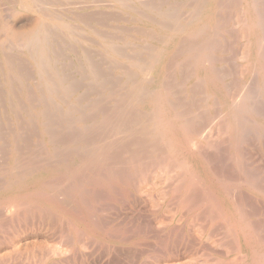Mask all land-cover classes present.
Segmentation results:
<instances>
[{"label": "bare ground", "instance_id": "1", "mask_svg": "<svg viewBox=\"0 0 264 264\" xmlns=\"http://www.w3.org/2000/svg\"><path fill=\"white\" fill-rule=\"evenodd\" d=\"M101 1L102 0H100L98 3H94V4L91 3L92 1L90 2L91 4L89 3L90 6L93 5L95 7V5H96V7H95L96 10H93V11L87 10L88 12H86V13L84 12V13H78V14H76V12H78V11H76L73 14V12L68 11V9L65 10L66 7L62 8L63 3L60 5L59 0H20V6L22 4V6H27L30 9L34 10L33 12H35L38 17H37V20H36L34 26L28 32H26L24 34H20V35H17V34L14 35L11 33L9 35L8 39L9 40L13 39L15 41L20 42L19 43L20 48L18 47V49L23 50V52L30 57L31 62L34 64V67H35L36 72H37L38 77H39L38 80L40 82L37 84V86L36 85L34 87L31 86L30 88L27 87L26 84H24V82H26L25 79L28 76V75H26L27 73H25V69H24V68H26V66L22 63H17V61H15V58L18 55H16V57L13 58L15 55H13V57H12V56H10L11 53H9L10 50L12 49L11 47H14L13 49H15V47H17L18 44H17V46H15L13 44L14 45L13 46L11 44L12 42L10 43L11 47L8 46L9 52L7 51L8 49L6 48L7 49L6 51L9 54L7 52H5L4 49L1 50L3 52L1 68L4 66V70L6 71L5 76L3 75L4 78L2 81H3L4 86L6 88L5 89L6 93H7L6 96L8 98V102H9V106H8L9 109L8 110L12 113V116L14 119V129L13 130L10 129L11 132L9 133L7 131V129H5V127L1 124L2 122H0V146L1 145H2V147L4 146L2 144L4 142L3 137L6 134L8 135V133H9L10 136H12V138L14 139V143L15 144H19V143L23 144V146L27 148V151H31V148H30V150H28V148L31 146V143H33L31 141L32 140L31 136H34L36 138L41 137V139L44 140V144L48 145L49 151H47L45 149L46 154H44V155L47 158L46 162H45L44 159L41 158L42 157L41 154L45 153V152H42L43 151L42 147H40L43 144L40 145V142H38L39 146L37 145L38 148L37 147L36 148H37V150L38 149L41 150V154H40V151L38 150L39 152H37V150L35 148L34 150H36V152L39 154L37 155L36 152L33 150L32 152L29 153V158L27 156H25L26 158H28V160H26V159H22L21 155L19 154L21 151L17 152L20 150L21 145L19 144V145H16V146H19L18 149H17V147L14 146L15 147L14 154H13V156H11V157H13V161L9 163L10 166L8 165L9 167L5 168L4 167L5 164L3 166L0 165V209H3L2 211H4L7 208V210H8V211L7 210L5 211L8 213L7 216L5 215L6 217H2V216L0 217V264H8L7 263L8 260H13L14 258L17 259L18 257H21L23 255H27V258L30 261L29 264H56V263H58V261H60V259L63 256H65L66 254L68 255V252L62 251L61 249H63V248H61L59 246L60 243L58 244V242H57L58 245L57 244H45L44 242H41L43 240L37 239V238H39V237H37V234L39 231H37V229L34 230L35 225L33 224V222L37 223V221H39V220H37L38 219L37 217L40 216L41 218L44 217V219H47V216H49L51 218L50 220H52V223H54L55 228L58 230V231H55V233L60 232L59 237L62 236L63 241L61 239H59L62 241V242L60 241L62 243L61 245L67 243L70 240V238H72L74 241H76V239H79V235H81L83 233V232H81L82 226L88 227V224H87L88 221L86 220V216L84 217V215L87 214L90 205H89V202L87 200H85L88 202L87 203L88 207L86 206L85 201L83 199V197H85L84 194L90 193L91 189L93 191V188L97 190V189L102 188V187H105L108 190V192H110V193L116 192V195L118 192H119V194L121 192L122 194H124V197H125V195L131 196L132 195L131 193H137V192L142 193L144 191V187H145L147 181L149 180V178L151 176V175L149 176L150 173L148 174V170L151 167L155 170V167L157 168V165L159 168L162 167L163 172H164V168H167V166H168L169 170H171L173 165L171 167H169L171 165L170 162H179L182 165V168L184 169V171H186L185 169H186L187 162H191V164H192V162H194V166H196V167L193 166L194 168L189 169L186 181H185V178L182 180H181V177H180V179L177 178L178 176H182L181 175L182 170L175 168V170L178 169L181 171L180 175L175 176L178 179V180L177 179L176 180L179 182H180V180H181V182L183 180L184 181L181 183L182 184L181 187H179L180 190L177 189V190H179V192L181 191L180 192L181 196H182L181 201H178V199H177L178 203L176 201H172L173 203L171 202V206H174L172 204H175V203L179 204L181 202L180 207H182L183 209L182 208L181 209L185 211L187 209H190L189 206L187 209H184L186 206L185 202L187 203V201H188L189 204L187 203V205H190V202H192L191 201L192 198L195 197L194 199L196 200V203H197V204H195V206L197 207V209L209 207V208H211L210 210L212 212H207V213L208 214L212 213L209 215V216H211V215H213V213L219 214V212L221 213L223 211V210L222 211H216V213H215L212 210L213 207H215L218 204H221L222 201L221 202L219 201V203L217 201V198L220 197L223 200V202L224 201L227 202V204H228L227 207H229L227 209L231 210L230 222H231V225H233V230L237 233V236L239 235L241 238V242L243 244H241L240 246H242V247L244 246V247H246V249L251 251V255L253 257L251 260H252V262H255L254 264H264V252H262V242L264 241L263 240L264 238L262 239L263 240L262 241L261 238L256 237V235H255L256 233L254 234L255 235L254 236L251 234V232L248 231V229L246 228L248 224L246 225L243 221L245 215L244 216L242 215L243 217H241L239 215L240 213L238 212L239 209H240L239 211L241 212L242 207L237 208V206H235L236 202H235V205H233L232 201H230L232 204L228 203V199H229L228 197H230L229 194H231L233 192V190L234 191L235 190H237V191L238 190H240V191L245 190V191L249 192L250 194L255 195L256 197L264 200V174H263V172L260 171L259 169H258L259 171L255 170L257 167H255V169H250L251 167L250 168L244 167L246 164L244 162L245 165L243 166V164H242L243 160L241 161V154H240V152L243 153L245 151V147H244V150H242V151H241V147L245 143L247 144L248 141H249V143H251L249 138L251 137L250 135L252 133V130L255 128V126L252 125L255 122L253 120L257 121L259 119L264 118V109L262 107V106H264V104L262 103L264 101H262V99L260 100V98H258L260 100L259 101L260 103L259 102L257 103L255 101L254 95L257 96L258 91L256 94V93H254V91H256V90H254V91L252 90L253 91V92L251 91L253 93L252 94L249 90L250 86H248L250 83L246 86L243 85V87L245 86L244 91L246 88H248L249 91L246 90L248 93H243V88L242 89H236V88H239V86H237V87L235 86V81L237 80L236 78L238 76L235 77L236 80H233L234 79L233 75L235 74L233 72V70L236 72H238V71L234 69L235 68L234 62H233L234 68L231 67L232 63L231 64L227 63L228 62V60H227V62H226L227 65H224L226 67L223 66V68L221 69V61L225 63V61L222 59L220 60V57H219V53L221 52V50L225 49V51H226V49H227V51H228V49H229V48H227L228 46L231 49H233L234 43L237 42V44H239L238 40L236 42H234L235 41L234 38H233L234 39L233 44L230 43L231 45H229L228 44L229 42L226 40V38H227L226 35L229 37L235 33V32L231 33V31H229L230 30L229 28H230L231 22L233 23V26H234L235 23L233 22V20L236 17H234V19L231 21V19L233 17L230 18L229 10H226L229 12V14H228V12L225 14L223 13L224 14L223 18L221 17L222 20L218 19V16H220L219 14H222V12L219 13L218 16H216L217 15L216 13H218L217 11L219 9V6L224 7V8H230V7H226V3H228V2H225V6H223L224 4H222V3H221L222 5H219V2H221L222 0L221 1L220 0H208V7L206 8V12L204 13L202 19L197 17L196 15H194V17L191 16V18L186 19L184 22H179L181 15H178V13L180 14V12H181L180 10L177 13L178 10L176 11L175 8L173 11H169L171 9L167 8L169 10H167V11L165 10L166 12H163V10L160 9L162 7V5L160 3L156 4L155 1L151 2L152 0L151 1L147 0L148 2H145V0H144L143 1V2H145L144 4H143V2H140V4H143V8H144L146 14L148 13V16L144 13L146 15V17H144V15H143L144 19L142 20V22L145 23V25L150 27L148 29L149 30L148 34L146 33L147 31L146 32L144 31L145 29L143 31L147 34L148 39L153 41L156 44V48H157L156 50H158V49L159 50L153 51V49L147 48V47H150L147 45L146 49H144L145 52L136 53L137 51H133V50H136L135 47H134V49H132V48L129 49L128 48L129 46H128L126 48L129 51L130 50L133 51L135 54L131 52L132 55H129V56H131V58H127L126 56H128V55L126 53V48H125V44H124L125 40L121 41L122 38H120L119 35H115V34L112 35L113 37L112 36L110 37V36H108L109 31L107 32V31L103 30L106 27H108V29L111 28L112 25H109L110 27L108 26L110 21H114V24H116L115 21L119 22L120 20H124L126 18V16L124 19H120V15H118V14H120L121 12H119L116 15L115 14L110 15L108 13H104L103 11H105V10L101 11L100 9H97V8L105 7L106 3L104 4V1H103V4H101ZM194 1H195L194 5H196V7L194 5H193V7L195 9L197 8L196 12H198V8L200 7L199 4H201L199 2H201L203 0H198L199 1L198 3L196 2L197 0H194ZM205 1H207V0H205ZM262 1L264 2V0H262ZM9 2H10V0H9ZM14 2H12V3L14 4ZM16 2H18V1H16ZM66 2H68V1H66ZM74 2L75 1H73V4L68 2V4L70 3V5H74ZM76 2H75V4H76ZM80 2H82V1H79V3ZM84 2H83L84 5L81 3L82 6L83 7L85 5L88 6V3L85 4ZM95 2H97V0H95ZM106 2L108 4V1H106ZM113 2L115 3V6L118 10H127L128 9V10L133 11L135 13V15L139 14L138 16H142V13L140 15V11H142L141 9L138 12V11H136L137 9L135 8V6H134V8L130 7V4H128L130 2V0H113ZM137 2H139V1H137ZM159 2H160V0H159ZM230 2L231 1H229V3ZM263 2H261L260 0H235V1H233V3H230V4L228 3V5L232 6L231 8L233 9L234 7L237 6L238 3H239V5L241 3H243V5L245 7V13H242V11L244 9L241 8V14H240V15H242V14L245 15V18H246L244 20L245 24L242 25L241 30H239V34L241 35V37L247 38V36H248V39H247L248 42H247V44H245V48L243 47L245 49L247 55L245 54V52H243L244 53L243 56H245V57H247V59H249L247 61L249 67H254V68H257L261 71V73H262L261 85L264 86V3ZM79 3H78V7L80 6ZM109 3H111V2H109ZM165 3L167 4V0H165ZM187 3H186V7L188 5ZM189 3L191 5V2H189ZM192 3H193V1H192ZM203 4H205V3H203ZM111 5H113V4H111ZM160 5H161V7H160ZM169 5H171V6L173 5V7H175L174 5H178V4H176V2H175V4H169ZM169 5L167 4L168 7H169ZM197 5L199 7H197ZM11 6H13V5L11 4ZM22 6H21V10L23 8ZM109 6L107 5V7H109ZM178 6H184V5L182 3L181 5H178ZM260 6L262 7V9L260 8ZM78 7H77V9H78ZM88 7H85V8H88ZM92 7H90V8H92ZM69 8H70V6H69ZM112 9H113V7H112ZM195 9H194V11H195ZM71 10H73V9H71ZM184 10H185V8H184ZM199 10H200V8H199ZM3 11H4V9L2 10V13H3ZM194 11H192V13ZM187 12H189V11H187ZM13 13H15V12H13ZM31 13H32V11H31ZM112 13H113V11H112ZM189 13H191V12H189ZM189 13L187 14L188 17H190ZM232 13H234V12H232ZM235 13H234V15H235ZM181 17L184 18L183 15ZM239 17L243 18V16H239ZM241 18H239L240 23L243 22V19H241ZM3 19H6V18L3 17ZM126 19H128V18H126ZM237 19H235V20L237 21ZM132 20H134V19H132ZM165 20L170 21L172 26L170 27V26L165 25L163 22ZM240 20H242V21H240ZM125 21L127 22V20H125ZM127 23H129V22H127ZM76 24L78 25V27L81 28V30L83 32H85L91 36H95V37L100 39V44L99 43L98 44L100 45L102 50L105 51L112 58V60H110L111 62L109 61L108 58H104L103 54H102L103 58L106 59L107 63L108 62L109 63L107 64L106 61L104 62L103 61L104 59L101 61L102 57L100 59V56H98V55L99 54L101 55L102 52L98 53L95 50H91V51H95L98 53L97 56L99 57L101 62L99 61V63H96L95 62L96 59L94 61V58H92V56L90 55L91 51H89L90 49L88 48L89 38H87L85 36L83 37L82 32H80L78 30L80 28L75 27ZM237 26H238V24H237ZM237 26L235 24V28H237ZM113 28H111V29H113ZM115 28H116V25H115ZM123 28H122V30H123ZM125 28H124L125 32H128L129 30L127 31V29H125ZM127 28H129V27H127ZM140 28H142V27H140ZM117 29H118V27H117ZM119 29H121V27ZM141 31H142V29H141ZM141 31H139V32H141ZM105 32L107 35L105 34ZM115 32L116 31H114L113 33H115ZM139 32H138V34H139ZM60 33L64 34V36L66 37L67 43L65 41V38H63V39H61L62 37L60 38ZM113 33H111V34H113ZM135 35H137V34L135 33ZM183 35H185V36L182 37V39H181L180 37ZM234 35L236 36L237 33H235ZM129 36H130L129 38L132 39L131 38L132 35H129ZM57 38H60L61 40L65 41V42H62V45H61L60 44L61 42L59 43L57 41ZM142 38L143 37H141V39ZM19 39H21V41ZM125 39H126V37H125ZM134 39L137 40V38H134ZM229 39H231V37ZM127 41L129 42V40H127ZM138 41H140V39ZM142 41H143V39H142ZM4 42H6V41H4ZM68 42L72 44V45L70 44L71 46L69 47L70 51L77 57V59H76V57H75V59L79 60V64H78L79 69L81 70L82 73L84 72L82 74V76L80 75V77H79L80 79H76L75 76H74L75 78H73L74 74L71 76V74H70L71 70H68L69 68H71V66L69 67V64L71 62H68L69 68L67 66L62 67V65H61V59H66V58H62V57L60 58V52H61L60 48H61V46H64V44L68 46V44H69ZM95 42H97V41H95ZM8 43H9V41H8ZM8 43H7V45H8ZM94 43H92V44H94ZM7 45L6 46L4 45V46L7 47ZM169 45H172L173 47H176L177 50L181 51V53L179 51L180 54H178V52H177V54L175 51L174 52L177 56L179 55L178 57L181 58L182 62H184L183 66H184L185 71H184V69H182V68L181 69L186 74L185 79L183 78L185 83H183V84H182V82H180V83L182 85H185V91L181 89L182 91L185 92V99H181L180 96L178 94L177 95H178L179 99L185 101V103L183 104L186 106L185 108H182L183 105L178 106L180 104L179 102H178L179 103L178 105H176L173 102L174 101L173 95H175L176 93L172 95V93H174L170 90L172 88H168L170 86L176 87L178 82L175 81L176 83L174 85H176V86H174V85L169 86L168 85V87H167V83H168L167 82L166 86L164 85V87H162L163 86L162 80H163V77L165 75H163V71H161V70H155L156 74H153V75H155L154 80H153V78L151 79V75H152L151 69H153L154 66H150V65H153L156 62V59H157L156 55L158 52H159V54H165V56H166L165 50H166L167 46H169ZM2 46H3V44H2ZM241 46H244V44L240 45V47ZM5 47H3V48H5ZM130 47H132V46L130 45ZM178 47L182 48V49H178ZM151 48H152V46H151ZM173 49H175V48H173ZM240 49L242 50V48H240ZM240 49H239V51H237L236 47H235L236 53L234 52L235 50L233 49L234 55L237 54L238 52H240ZM64 51H63V53H64ZM225 51L223 50L224 53H225ZM95 52H93V53L95 54ZM174 52H172L173 55H174ZM230 52H231V50H230ZM233 52H232V54H233ZM93 53H92V55H93ZM144 53L146 54L145 56H147L146 62H144V59H143ZM171 55H169L168 57H170ZM239 55L242 57V53H239ZM63 56H64V54H63ZM67 56H68V54L64 57H67ZM93 56H95V55H93ZM231 56L233 57V55H231ZM229 57H227V58H229ZM232 57H231V59L229 58L231 61L235 59V58L233 59ZM241 57H239L238 60H240ZM17 58H16V60H17ZM174 58L175 57L172 56L171 59H174ZM19 59H22V57H20ZM23 60H24V58H23ZM121 60H125V62H122ZM158 60H160V59H158ZM241 60H243V59H241ZM102 62H104V63H102ZM174 62H177V61L175 60ZM171 63L172 62H170V63L168 62L167 66H169V68H170V66L171 67L173 66V65H170ZM179 64H181V63L179 62V63H177V65H175L177 67V69L175 68L176 70H178L181 67V66H179ZM60 65H61V67H59ZM71 65H72V63H71ZM245 65H243V66L246 67ZM244 67L239 66V68H241L239 70L240 74L242 73L241 71H243L242 69H246ZM169 68L168 67H167V69L165 68L166 73L169 72L168 71ZM75 69H76V67H75ZM170 69L172 71V68H170ZM236 69H237V67H236ZM117 70H121L122 74H124V76H121V79H123L122 82H121L120 78L119 79L117 78V75L115 76V72ZM173 70H174V68H173ZM249 70H250V68H249ZM27 71H29V70L27 69ZM31 73L33 74V72H31ZM243 73L241 74V76L243 75ZM256 73H258V72H256ZM256 73H255V76H256ZM168 74H170V73H168ZM180 74H181V72H180ZM249 74H250V72H249ZM170 75H169V77L171 78ZM175 76L177 77V75H175ZM175 76L172 75V78L176 79ZM181 76L179 77L180 79H181ZM247 76H246V78L248 80ZM255 76H253V77H255ZM30 77L33 78L34 75L30 76ZM30 77L28 76L27 80H29ZM166 77H168L167 74H166ZM23 78H25V79L23 80ZM174 79H170V80H174ZM183 79H181L180 81H182ZM240 79H242V78L240 77ZM253 79L254 78H252L250 80L251 83L253 82ZM166 80H168V78H166ZM166 80H163V81L166 82ZM231 80H233L234 83H232ZM255 80H256L255 82H257V79H255ZM28 82H31V80H29ZM36 82H37V80L35 81V84H36ZM171 82H173V81H170L169 83L172 84ZM237 82H239V81H237ZM32 83H34V82H32ZM239 84H241V83H239ZM24 85H26V86H24ZM29 85H30V83H29ZM252 86H254V85H252ZM153 87L155 89L159 90V93H157L158 96L152 95V93L155 91ZM260 87L261 86H259V88L257 90H259V93H264V87L263 88H260ZM107 89H110L113 91V94H112V92L109 93L110 97L108 96V94L106 95L110 99L108 97H105V95H104V93L106 92ZM173 89L175 91V88H173ZM251 89H253V88H251ZM254 89H256V88H254ZM152 90H154V91H152ZM181 90H179V91L181 92ZM176 91H177V89H176ZM179 91L177 93L181 94ZM4 94H5V92L3 91V89H1V86H0V97L3 96ZM260 96H261V94L259 95V97ZM24 97L27 98V101L31 104V106H28V107L24 106V105H26V103H24V102L22 103V101H21L22 99H24ZM183 97H184V95H183ZM0 100L4 101L2 99H0ZM33 102H37L36 104H38V105L35 104L36 106H39L37 109H35L36 108L35 105H34L35 108L32 107L34 104ZM180 102L182 104V101H180ZM111 103L113 105L110 106ZM261 103L263 105H261ZM257 104H258V106H257ZM0 106L2 107V109L5 107V105H3V106L0 105ZM5 110H7V109L5 108ZM200 114H202V115H200ZM203 116L205 118H203ZM93 119H94V121L98 122L99 126L96 124L97 126L95 125L96 127H93V126H91L92 123H91V125L90 124L86 125V123L88 121H90V120L92 121ZM200 119H202V120L198 121ZM6 120H7V118H6ZM8 120H9V118H8ZM10 120H11V118H10ZM205 122H207V123H205ZM197 123H199L200 125H196ZM3 124H4V122H3ZM203 124L206 125L205 126L206 128L208 126V130L207 129H206V131L202 130L203 128L201 130H199ZM10 125L11 124H9V126ZM79 126H81V128H79ZM195 126H198V128L196 127V131H194ZM261 126L264 127V121L261 123ZM9 128H11V127H9ZM213 131L215 133L217 132L218 135L220 134L221 137H223V138H221L220 135L216 136L217 135L216 134L215 135L216 137H213V140H211V136H212L211 134ZM214 134H213V136H214ZM88 136L91 137L92 139L88 140L89 139ZM208 136H210L209 138L211 140L210 141L211 143H209V138L208 139L206 138ZM87 137H88V139H87ZM217 137H219V141H218V139H216ZM5 139H6V137H5ZM85 139H87V140H85ZM214 139L217 140V142L215 144H213L215 142ZM39 141H41V140L39 139ZM253 141L255 143L257 142L256 139ZM262 142H263V140H262ZM258 143H256V145ZM5 144H6L5 147L6 146L8 147V145H10L8 143H5ZM190 145L193 146V149H194V146L195 147L197 146L196 147L197 149L195 148V151L197 150L198 152L194 151V153H193V151H190V149L187 150ZM206 145H212L213 147H215L218 150V151L215 150V153L217 151L218 154L222 155L223 159L220 158L221 156L220 157L218 156V157L221 160H223V162L224 161L227 163L229 162V167H230V165L235 167L236 173H234L235 172L234 170H232V169L231 170H232V172L234 171L233 172L234 175L236 174V176H235L236 178L229 171V173H231V175H233V177L235 179L228 176L231 179L224 181L223 177H222L223 180H219L221 178V176H220V178L218 177V179H217L216 177H214L210 174V172L211 173L215 172V170H214V172L211 171V170H213V168L215 166H213V168L211 170H209L210 171L209 172L207 165H210V167H209V169H210L211 164H213V165L214 164L218 165V164L211 162V160H210L211 158H208L209 161L211 162V164L205 163L208 161L207 157H206L207 155L204 156L205 155V154H203V153H205L204 150L202 151L200 149L202 148V146H206ZM247 145H249V144H247ZM35 146H36V144H35ZM250 146H253V145H250ZM78 147H83V148H86V150H90V151H89V153L85 154L86 156L83 159H80V160L77 159V161L73 160V162H71L69 164V160H71L74 153L76 154L77 151H75V150L78 149ZM199 147H200V149H199ZM206 148H207V146H206ZM206 148H205V150H206ZM59 149H62V151H61L62 153L60 152ZM212 149H211V151L210 150H208V151H210V153L214 152ZM8 150H10V149H8ZM1 151L2 150L0 149V153H1ZM22 151H24V150H22ZM7 152L9 154V151H7ZM24 152H26V151H24ZM2 153H3V151H2ZM77 154H78V152H77ZM186 154H187V156L185 157ZM218 154H216V155H218ZM78 155H77V158H78ZM216 155L214 158H218V157H216ZM126 156L129 159L126 158ZM159 156L167 157L169 160L168 164H170V165H166V167H163L166 164L165 163L166 159H164L165 162L161 161V164L164 163V165L163 164L159 165L157 162L158 160H160ZM0 157H2V156H0ZM3 157H4V161H3V158H1L0 161L2 160L4 163V162H6L5 158H7V157H5V156H3ZM142 157H145L146 162L142 161L143 160ZM67 159H68V162H67ZM95 159L98 162H96V161L91 162V160H95ZM125 159H127V160H125ZM41 160L44 162H42ZM52 160H55V161H52ZM225 162H224V164H225ZM207 163H209V162H207ZM220 163H222V162H219V164ZM250 163H253V162H250ZM176 164L177 163H174V165H176ZM153 166H155V167H153ZM232 166L230 168H232ZM174 167H176V166H174ZM216 167H215L216 170L219 169L220 167H221V169L223 168V170H224L225 169L224 167H227V165L224 167L222 165L218 166L217 168ZM195 168H197V170ZM230 168H228V170ZM153 169H152V171H154ZM162 169H160L159 171H162ZM65 170L67 172V175H69L73 178L72 182H71V180H69V178H67V175L64 172ZM167 171L168 170H166V172ZM219 171H222V170H219ZM226 171H227V169H226ZM169 172L174 173V171H169ZM156 173L157 172H155L152 175H155ZM227 173H228V171H227ZM227 173H226V175H227ZM160 175H159V177H160ZM174 175L171 177L169 176V178H171V181L168 178L170 182H172V177L175 178ZM184 176H185V174H184ZM155 177H158V176H155ZM161 178L164 179V177H161ZM225 178H227V176ZM155 180H156V178H155ZM229 180H231V181H229ZM159 181L161 183V179ZM160 183H157V184L160 185ZM165 184H167V183H165ZM177 184L179 185L180 183H177ZM200 184H201V186H199ZM197 185L201 189H198ZM154 186L156 187V185H154ZM196 186H197V188H196ZM169 187H166L167 190L169 189V194L173 189L178 188V187H176V188H173L172 190H170ZM163 189H164V186H163ZM197 189H198V191H197ZM165 192H167V191H165ZM165 192L163 194L166 195ZM172 192H174V190ZM175 192H177V191L175 190ZM194 192H196V193H194ZM243 192L244 191H242V193ZM247 192H245L244 194H246ZM94 193H95V191H94ZM242 193H241V196H242ZM91 194H93V193H91ZM99 194H100V192L98 193V195L97 194H95V195H97L99 197ZM185 194L187 195V197H191V198H187ZM100 195H103V193ZM179 195H177V196L179 197ZM147 196L149 198V195H147ZM153 196H155L154 199L160 198L159 194H158V197L156 195H153ZM174 196H176V195L173 194V196H172L173 198L177 197V196L176 197H174ZM231 196H233V195H231ZM120 197H121V195H120ZM131 197H133V195ZM99 198H104V197L101 196ZM121 198L123 200V197H121ZM136 198L137 197H135V200H138ZM145 198H146V196H145ZM151 199H153V197H151ZM163 199H165V197ZM163 199L161 202H163ZM187 199H189L190 201ZM99 200H102V199H99ZM104 200H105V198H104ZM118 200L120 201V202L118 201L120 204L121 200L119 198H118ZM133 200H134V198H133ZM197 200H199V201L197 202ZM246 200L247 199L245 198L244 202L247 203L248 200L247 201ZM107 201H109V200H107ZM128 201H130V200H128ZM234 201H236V200H234ZM242 201H240V203L239 202L237 203L238 206H239V204H242L241 203ZM259 201L261 203V200H259ZM63 202H64V204H65V202L67 203V204H65L66 207L64 206ZM111 202H113V201L111 200ZM169 202L170 201H168V203ZM115 203H116V201H115ZM126 203H127V201H126ZM194 203H191V206H193ZM248 203H250V202H248ZM263 203H264V201H263ZM129 204L127 206H129ZM156 204H158V203H156ZM252 204H254V201H252ZM107 205L109 206V204H107ZM167 205H170V203L166 204V206ZM243 205L246 207L247 204L246 205L243 204ZM102 206H101V208H102ZM110 206H111V203H110ZM112 206H114V205L112 204ZM116 206H114L113 208L115 209ZM195 206L193 207L194 209H195ZM248 206L251 209L250 204H248ZM4 207H5V209H4ZM90 207H92V206H90ZM176 207L175 208L178 210L179 205H177ZM220 207H222V206L220 205ZM107 208H109V207H107ZM120 208H122L121 205H120ZM149 208L151 209V207H149ZM167 208H169V210H171L170 206L166 207L165 210ZM193 208L190 210L193 211ZM215 208H218V207H215ZM256 208H257V206H256ZM90 209H92V208H90ZM103 209L105 210L106 208L103 206L102 210ZM152 209H154L156 212L160 208H158V209L156 208L157 210L155 208H152ZM222 209H223V207H222ZM253 209H254V207H253ZM259 209H260V207L257 208L258 212H259ZM102 210H100V211H102ZM106 210H108V209H106ZM109 210H111V209H109ZM154 210H152V211H154ZM190 210H188V211H190ZM210 210L207 209V211H210ZM217 210H219V209H217ZM220 210H221V208H220ZM2 211H0V213ZM93 211H94V208H93ZM172 211H173V209L171 210V212L169 211V213L172 214V215L170 214L172 216V218H170L171 220L175 216L172 213ZM201 211H203V210L201 209ZM5 212H3V214H5ZM95 212H92V213H95ZM139 212H138V214H139ZM197 212H196V214H197ZM205 212L206 211L204 209V212H203V214L201 213V215H204L205 218H203V219H208L207 217H209V216L205 215L204 214ZM245 212L247 213L248 211H246V209H245ZM184 213H181V214L184 215ZM259 213H257V214H259ZM98 214H100V212ZM98 214H96V215H98ZM138 214H137V216L143 215V214H141V215H138ZM228 214H230V211H228ZM35 215L36 216L38 215V216L36 217ZM166 215H167V213H166ZM166 215H164L163 218L164 219L166 218V220L168 222L169 218ZM170 215H168V216H170ZM248 215H246V216L248 217ZM32 216H35L34 217L35 219L32 218V220H31ZM91 216H93V215H90V217ZM160 216L161 215H159V217L156 219L162 220L161 219L162 217H160ZM182 216L180 215V218ZM217 216L222 217V214L217 215ZM93 217H91V221H92ZM141 217H143V216H141ZM148 217L150 218L149 215H148ZM199 217H200V212H199L198 218ZM212 217H213V219H212ZM212 217H210L211 220L209 219V221H211V222H212V220L216 221L217 219H219L217 217H214V215ZM126 218H128V216ZM138 218H140V217H138ZM214 218H216V219L214 220ZM107 219H108V217H107ZM132 219H135L137 222L136 217L132 218ZM145 219L146 218L144 217V219H142V220H145ZM156 219H155V221H156ZM164 219H163V221L165 223ZM35 220H37V221H35ZM41 220L43 221V218ZM47 220H45V221L47 222ZM50 220H49V222L51 223ZM95 220H97V219H95ZM125 220L124 221L122 220L124 222V225L126 223ZM147 220H148V218H147ZM177 220L178 219H176V221ZM192 220H194V216H193ZM246 220H249V219H246ZM45 221H43V223H44L43 225H45V223H46ZM105 221L103 222L104 224H105ZM129 221L130 220H128L127 222H129ZM131 222L133 223V220ZM131 222H129V223H131ZM160 222H162V221H160ZM192 222H194V221H192ZM220 222L217 223V226H215L216 230L218 229L217 228L218 226H219V228L220 227L222 228L223 225H224V228H225V226L227 227V225L229 227V223H227L225 225L226 222H224V224L222 225L223 222L222 221H220ZM251 222H253V221H251ZM52 223H51V225H52ZM93 223H95V222L93 221L92 224ZM98 223H100V226L102 225L101 222H99V220H98ZM109 223H111V222H109ZM119 223L116 224V225H118V227H119ZM172 223H174V222H172ZM179 223H180V220L178 221L177 224H179ZM250 223H249V225H250ZM78 224H80L81 228L78 226ZM104 224H103V227L106 226L108 223H106L105 225ZM161 224H163V223H161ZM181 224H183V223H181ZM191 224L189 225L190 227H192V225H194L195 223H193L192 225ZM40 225H42V224L40 223ZM47 225L50 226L49 223ZM97 225H96L97 229L98 228L102 229V227L97 226ZM110 225H108V226H110ZM124 225H122V226H124ZM126 225H128V224L126 223ZM166 225H168V223L165 225H162V226L165 227ZM122 226H121V228H122ZM189 226H187L188 227L187 229L190 228ZM260 226H261V224H260ZM262 226L264 227L263 222H262ZM89 227H90V225H89ZM114 227H115V225H114ZM132 227H133V225L131 226V228ZM163 227L161 229L162 231L164 229ZM175 227H178V225H176ZM183 227H184V225H183ZM194 227L197 228V226H194ZM194 227H192V229H191L192 231H190V229L188 231L190 233L193 232V230L195 229ZM129 228L130 227H128V229ZM180 228H182V227H180ZM248 228H249V226H248ZM255 228L257 229V226ZM39 229H40V227H39ZM123 229L125 230V228H123ZM135 229L137 230L136 227H135ZM138 229H139V227H138ZM150 229H152V226ZM172 229L174 230L175 228H172ZM229 229H231V228H228V230ZM51 230H53V229H51ZM117 230H118V228H117ZM119 230L121 231V229H119ZM136 230L135 231L132 230V232H131L133 235L135 232L134 236H136ZM212 230H213V232H215L214 228ZM212 230H211V233H209V234H213ZM233 230H231V233L234 232ZM261 230H263V229H260V231ZM53 231H52V234H53ZM128 231L126 230L125 232L124 231L120 232L121 234H119V232H118V235H117V234H115L109 230L107 232L105 231L106 234H104V235H105L106 239L110 238L112 240L120 241V242L125 243V244L128 243L131 245V243H133L132 240L134 238H132L133 236L131 234L130 235L126 234V233H129ZM141 231H143V228L139 232V234L143 235L142 234L143 232L141 233ZM199 231L200 230L198 229V232ZM225 231H226V233H223L224 236H226L227 234L230 233V231H227V229L224 230V232ZM92 232H94V231H92ZM100 232H102V231H100ZM152 232L154 233L156 231H152ZM158 232L159 231H157V233ZM181 232L183 234V229H182V231L180 229L179 233H181ZM262 232H264V230ZM146 233H148V232H146ZM153 233H152V235H153ZM199 233L204 234V230L201 229V232H199ZM240 233L242 236L240 235ZM171 234L173 235L174 233L171 232ZM182 234H180V235L182 236ZM209 234L207 233L206 236H209ZM232 234H235V233H232ZM232 234H230V236ZM257 234H259V233H257ZM41 235H42V233H41ZM83 235L84 236H82V237H85V234H83ZM137 235H138V233H137ZM154 235L156 236V237L155 236L154 237L157 238V240L154 238L155 241H159L158 240L159 235L162 236L161 233L159 235L158 234H154ZM174 235H176V234H174ZM180 235H177L178 237L177 236H173V237L174 238L177 237V239H178L180 237ZM191 235H190V237H191ZM52 236L54 237V234ZM192 236H195V235H192ZM230 236L228 235V237L227 236L226 237L229 238ZM234 236L236 237V234ZM261 236L262 235H259V237H261ZM149 237H147V238H149ZM173 237H169V238L174 239ZM232 237L233 236H231V238ZM80 238H81V236H80ZM85 238L89 240V237L88 238L85 237ZM90 238L92 239V236ZM152 238H153V236H152ZM160 238H161V241L159 242V244L162 245L160 247H162L163 250H166V248L168 249L167 242H165L167 239L165 241H162L163 240L162 237H160ZM183 238L185 240V236ZM192 238H195V237H192ZM237 238H235V239H237ZM57 239H56V241H57ZM64 239L66 242L64 241ZM72 239H71V241H72ZM86 239H84V240H86ZM91 239H90V241H91ZM177 239L175 238L174 240L176 241ZM191 239H190V241H191ZM81 240H83V239L81 238ZM181 240H182V238H181ZM188 240H189V238H188ZM233 240L231 241V239H230L229 242L233 243L234 242ZM71 241H70L69 245L73 243V241L72 242ZM145 241L147 242V240H145ZM145 241H144V243H146ZM224 241H223V244H224ZM238 241H237V243H238ZM142 242H143V240H142ZM176 242H173V243L175 244ZM93 243H94V241H93ZM231 243H228L227 249L225 247L224 248L226 250H228L229 247L233 246V245H230ZM237 243H235V244H237ZM81 244L82 243L80 241V247L83 246V244L82 245ZM94 244H96V243H94ZM153 244H151V246ZM155 244L153 246H155ZM170 244H172V243H170ZM178 244L180 245V243L178 242L176 244V246ZM182 244H184V243H182ZM225 244H226V242H225ZM188 245H186V246H188ZM220 246L222 248V245H220ZM235 246H238V245H234V247H233L234 252H236L235 250L238 249ZM240 246H239V248H241ZM70 247H71V245H70ZM107 247H108V245H107ZM77 248H75V249H77ZM83 248H85V247L83 246ZM124 249H126V248H124ZM130 249H131V247L128 250H130ZM153 249L151 247V250H153V252L155 251L157 253L158 248L157 249L153 248ZM162 249L159 248L158 253H160V251H162ZM230 249H229V251H230ZM68 250H70V249H68ZM138 250H140V248ZM145 250L146 249H144L143 251L146 252ZM233 250H231L230 252H233ZM135 251L138 252L137 250H135ZM143 251H141V252H143ZM169 251H171V249ZM229 251H227L226 253H230ZM105 252H107L106 249H105ZM141 252H139L140 256H141ZM240 252H241V249H240ZM79 253H77V254H79ZM147 253L148 252H146V254ZM156 253H153V254H156ZM167 253H169V252H167ZM226 253L224 256L228 255V254L226 255ZM74 254H75V251H74ZM148 254L145 257H148ZM171 254H172V252H171ZM71 255H72V253H71ZM165 255L164 256L167 258L168 254L165 253ZM172 255H174V254H172ZM158 256H159V258L161 257L160 254H158ZM158 256H156L157 259H158ZM194 256L196 257L197 255H194ZM66 257L69 260L71 259V256H69V257L66 256ZM156 257H153V258H155V260H157ZM169 257L170 256H168V259H169ZM199 257L200 256H198V258ZM234 257L232 259H235L237 257V255L235 258ZM209 258L210 259H208V260L213 259V258H211V256ZM63 259H65V258H63ZM73 259H71V261H73ZM194 259H196V258H194ZM194 259H193L192 264L194 263ZM204 259H205V256H204ZM78 260L79 259H76L77 262H79ZM145 260L146 259H144V261ZM164 260H166V259H164ZM196 260L198 262L199 261L202 262L203 259H200V260L196 259ZM208 260H206L207 263L209 262ZM214 260H216L219 264V261L217 259H214ZM22 261H24V260H22ZM241 261L242 260H240V262ZM64 262H65V260H64ZM137 262H138V260H137ZM146 262H148V261H146ZM153 262H154V260H153ZM13 263H14V261H13ZM21 263L22 262L19 261V264H21ZM66 264H68V263H66ZM69 264H70V262H69ZM135 264H136V262H135ZM169 264H170V262H169ZM199 264H201V263L199 262Z\"/></svg>", "mask_w": 264, "mask_h": 264}, {"label": "rangeland", "instance_id": "2", "mask_svg": "<svg viewBox=\"0 0 264 264\" xmlns=\"http://www.w3.org/2000/svg\"><path fill=\"white\" fill-rule=\"evenodd\" d=\"M7 1V2H6ZM15 1V2H14ZM10 0V2H9V0H0V86H1V89H3V91L5 92V96L3 95V96H1L0 97V99H2V100H4V101H1L0 100V105H5V107L3 108L4 110H5V108L7 109V110H3L2 109V107L0 106V122H2L1 124L5 127V129H7V131L10 133L11 132V130H13L14 129V119H13V116H12V113L8 110L9 108H8V106H9V102H8V98H7V93H6V88H5V86H4V83H3V75L5 76V74H6V71L4 70V66L1 68V66H2V56H3V52L1 51V50H3L4 49V51L5 52H9V48H8V46H10V43L13 45H15V46H17V44H18V46L17 47H15V49H13L14 47H11L10 49V52L9 53H11L10 54V56H12L13 57V55H15L13 58H15L16 57V55H18L16 58H17V60H16V58H15V61H17V63H22V64H24L25 66H26V68H24L25 69V73H27L26 75H28L29 77L30 76H33L34 75V77L32 78V77H30L29 78V80H31V82H28L29 80H27L28 79V76H27V78L25 79V78H23V80L25 79L26 80V82H24V84H26L27 85V87H34L35 85L37 86V84L40 82L38 79H39V77H38V74H37V72H36V69H35V67H34V64L31 62V59H30V57L27 55V54H25L24 52H23V50H20V49H18V47L20 48V46H19V41H15V40H9L8 39V37H9V35L12 33V34H14V35H20V34H24V33H26V32H28L30 29H32V27L34 26V24H35V22H36V20H37V14L35 13V12H33L34 10H32V9H30L29 7H27V6H22V4H21V6L23 7L22 8V10H21V6H20V0ZM16 1H18V2H16ZM60 1V5L63 3V5H62V8L63 7H66V9L65 10H67L68 9V11H71V12H73V14L76 12V11H78V12H76V14H78V13H86V12H88V11H93V10H96V5H95V7L93 6H90V4L91 3H98L100 0H97V2H95V0H59ZM64 1V2H63ZM66 1H68V2H70L71 4H73V1H77L78 3H79V1H82V2H80L79 3V7H78V3L76 2V4H75V2H74V5H70V3L68 4V2H66ZM85 1V2H84ZM92 1V2H91ZM103 1H104V4H105V7H103V8H97V9H100L101 11H103V10H105V11H103L104 13H108V14H110V15H113V14H118L119 12H121L120 14H118V15H120V19H124L125 18V16H126V18H128V19H124V20H120L119 22L118 21H115V23L116 24H114V21H110L109 22V24H108V26L109 25H112L111 26V28H113V29H111V28H109L108 29V27H106V28H104L103 30L104 31H109L108 33H109V35L108 36H112V35H119L120 36V38H122L121 39V41L122 40H125V42H124V44H125V48L126 47H128L129 49H134V47H135V49L136 50H133V51H137L136 53H143V52H145V50L144 49H146V46L148 45V46H150V47H147V48H149V49H153V51L154 50H156L157 48H156V44L153 42V41H151V40H149L148 39V37H147V34L149 33L148 31V29L150 28L149 26H147V25H145V23H143L142 22V20L144 19V17H146V15L148 16V13L146 14V12H145V10H144V8H143V4L145 3V2H148L147 0H145V2H143L144 0H130V2L128 3V4H130V7L131 8H134V6H135V8L137 9L136 11H140V9L142 10V11H140V15H141V13H142V16H138L139 14H137V15H135V13L133 12V11H131V10H118L117 8H116V6H115V3L113 2V0H102L101 1V4H103ZM106 1H108V4H107V2ZM137 1H139V2H137ZM151 1V0H150ZM155 1V3L156 4H161L162 5V7H161V5H160V9L161 10H163V12H166L167 10H169V9H171V10H169V11H173L174 10V8H175V10L177 11V13L179 12V10L181 11L180 12V14L178 13V15H183L184 16V18L183 17H181L180 16V21L179 22H184L186 19H188V18H191V16H193L194 17V15H196L197 17H199V18H201L202 19V17H203V15H204V13L206 12V8L208 7V0L207 1H205V0H203V1H201V2H199L198 0L196 1L197 3L199 2V3H201V4H199V6L197 5V7H199L200 8V10H199V8H198V12H196V10H197V8L195 9L194 7H193V5L195 4L194 2V0H167V4L169 5V4H175V2H176V4H178V5H181L182 3H183V5L184 6H178V5H174L175 7H173V5L171 6V5H169V7L167 6V4L165 3V0H160V2H159V0H152L151 2H154ZM192 1H193V3H192ZM221 1V0H220ZM229 1H231L230 3H233V1H235V0H222L221 2H219V5H222V4H224L223 6H225V2H228L229 3ZM261 2H263L262 0H260ZM9 2V3H8ZM12 2H14V4L12 3ZM83 2L86 4V3H88V6L87 5H85L84 7L82 6V4H83ZM91 2V3H90ZM109 2H111V3H109ZM133 2V3H132ZM140 2H143V4H140ZM158 2V3H157ZM188 2V3H187ZM189 2H191V5H190V3ZM205 3V4H203V3ZM224 2V3H223ZM65 3V4H64ZM82 3V4H81ZM90 3V4H89ZM165 3V4H164ZM185 3V4H184ZM186 3L189 5H187V7H186ZM222 3V4H221ZM228 3H226V7H230V8H224V7H220L219 6V9H218V13H216L217 15L216 16H218V14L219 13H221L222 12V14H219L220 16H218V19L219 20H222V18H223V15L225 14V13H227L228 11H226V10H229V12H230V14H229V12H228V14L230 15V18L231 17H233L232 19H231V21L234 19V17H236L235 19H237V21L234 19L233 20V22L236 24V26H237V24H238V26H237V28H235V24H234V26H233V23L231 22V24H230V30L229 31H231V33L233 32H235V33H237V35L235 36L234 34H232L231 36H227L226 35V40L229 42H227L229 45H231V44H233V40L235 39V41L234 42H236L237 40H238V43L239 44H237V42L236 43H234L232 46H233V49L235 50V47H236V50L237 51H239V49L240 48H242V50L240 49V52H238L237 54H235L234 55V52L236 53V50L233 52V49H231L228 45V47L227 48H229L228 49V51H227V49H226V51H225V49H223L224 51H225V53L223 52V50H221V52L219 53V57H220V60L222 59V60H224L225 61V63L224 62H222L221 61V69L223 68V66L224 65H227V63H229V64H231L232 66L231 67H233V62H234V66H235V70H237L238 72H236V71H234L233 69V72L235 73H233L234 75H233V80H236L235 81V86L237 87V86H239V88H236V89H242L243 88V93H248L246 90H248V88H246L245 89V91H244V88H245V86L246 85H248L249 83V85L248 86H250L251 88H253V89H251L250 87H249V90H250V92L253 90H256V91H254V93H256L257 94V91H258V94H257V96H255L254 95V98H255V101L258 103L261 99H262V101H264V93H259V90H257L258 88H259V86H261L260 88H263L264 86L263 85H261V80H262V73H261V71L259 70V69H257V68H254V67H249V65H248V63H247V61L249 60V59H247V57H245V56H243V52H245V54H246V51H245V44H247V42H248V36H247V38L246 37H241V35L239 34V30H241V27H242V25H244L245 23H244V20L246 19L245 18V15H240L241 14V8L242 9H244L243 11H242V13H245V7H244V5H243V3H241L240 5H239V3L237 4V6L236 7H234L233 9L231 8L232 6H229L228 5ZM229 3V4H230ZM264 3V2H263ZM11 4L13 5V6H11ZM111 4H113V5H111ZM164 4V5H163ZM65 5V6H64ZM84 5V4H83ZM100 5V4H99ZM107 5L109 6V7H107ZM205 5V6H204ZM228 5V6H227ZM262 5V4H261ZM8 6V7H7ZM20 6V7H19ZM69 6H70V8H69ZM98 6V5H97ZM191 6V7H190ZM195 7H196V5H194ZM77 7H78V9H77ZM85 7H88V8H85ZM90 7H92V8H90ZM112 7H113V9H112ZM171 7V8H170ZM189 7V8H188ZM167 8H169V9H167ZM184 8H185V10H184ZM193 8V9H192ZM260 8L262 9V7L260 6ZM4 9V11H3V13H2V10ZM11 9V10H10ZM26 9V10H25ZM30 9V10H29ZM71 9H73V10H71ZM83 9V10H82ZM183 9V10H182ZM194 9H195V11H194ZM88 10V11H87ZM166 10V11H165ZM224 10V11H223ZM239 10V11H238ZM12 11V12H11ZM22 11V12H21ZM31 11H32V13H31ZM112 11H113V13H112ZM175 11V12H176ZM187 11H189V12H191V13H189V12H187ZM192 11H194L193 13H192ZM220 11V12H219ZM226 11V12H225ZM236 12L235 13V15H234V13H232V12ZM13 12H15V13H13ZM110 12V13H109ZM126 12V13H125ZM201 12V13H200ZM240 12V13H239ZM128 13V14H127ZM146 15H145V14ZM189 13V16L190 17H188V14ZM224 13V14H223ZM239 13V14H238ZM4 15V16H3ZM34 15V16H33ZM143 15H144V17H143ZM239 16H243V18H241V17H239ZM3 17L4 18H6V19H3ZM123 17V18H122ZM133 17V18H132ZM142 17V18H141ZM222 17V18H221ZM131 18V19H130ZM140 18V19H139ZM239 18H241V19H243V22H239ZM132 19H134V20H132ZM125 20H127V22H129V23H127ZM132 20V21H131ZM136 20V21H135ZM140 20V21H139ZM134 21V22H133ZM240 21H242V20H240ZM4 22V23H3ZM164 22V24L165 25H167V26H172V24L170 23V21H168V20H165V21H163ZM3 24V25H2ZM136 26H135V25ZM138 24V25H137ZM170 24V25H169ZM115 25H116V28H115ZM138 26V27H137ZM2 27V28H1ZM75 27H78V25L76 24L75 25ZM110 27V26H109ZM117 27H118V29L121 27V29H117ZM125 29H127V31L128 32H125V30H124V28ZM127 27H129V28H127ZM134 27V28H133ZM140 27H142V28H140ZM78 28H80V27H78ZM122 28H123V30H122ZM2 29V30H1ZM141 29H142V31H141ZM145 29V30H144ZM80 32H82V34H83V37L85 36V37H87V38H89V42H88V48L90 49L89 51H91V50H95V51H97L98 53L99 52H102L101 53V55L99 54L98 55V53L97 52H95V51H91L92 53L93 52H95V54L93 53V55H95V56H93L92 55V53L90 52V55L92 56V58H94V61H95V59H96V63H99V61H100V59H101V57H102V59H101V61L104 59V58H108L109 59V61L110 60H112V58L105 52V51H103L102 50V48L100 47V39L99 38H97V37H95V36H91V35H89V34H87V33H85V32H83L82 30H81V28L80 29H78ZM122 30V31H121ZM147 33H145L144 31ZM238 32H237V31ZM103 31V32H104ZM114 31H116L115 33H113ZM119 31V32H118ZM132 31V32H131ZM139 31H141V32H139ZM113 33V34H111V33ZM138 32H139V34H138ZM124 35H123V34ZM126 33V34H125ZM135 33L137 34V35H135ZM141 33V34H140ZM4 34V35H3ZM105 34H106V32H105ZM111 34V35H110ZM3 35V36H2ZM107 35V34H106ZM129 35H132L131 36V38L133 39H130L129 37ZM144 35V36H143ZM239 35V36H238ZM137 36V37H136ZM185 35H183V36H181L180 38L182 39V37H184ZM62 37V38H61ZM95 37V38H94ZM113 37V36H112ZM125 37H126V39H125ZM141 37H143L142 39H143V41H142V39H141ZM231 37V39H229ZM60 38L61 39H63V38H65V41H66V37L64 36V34L63 33H60ZM60 38H57V41L62 45V42H65V41H63V40H61ZM124 38V39H123ZM134 38H137V40L136 39H134ZM146 38V39H145ZM234 38V39H233ZM93 41H92V40ZM140 39V41H138ZM6 41V42H4V41ZM9 41V43H8V41ZM20 41H21V39H19ZM60 40V41H59ZM91 40V41H90ZM97 41V42H95V41ZM127 40H129V42L127 41ZM147 40V41H146ZM242 40V41H241ZM183 41V40H182ZM181 41V42H182ZM231 41V42H230ZM240 41V42H239ZM3 42V43H2ZM96 44H95V43ZM133 44H131V43ZM134 42V43H133ZM146 42V43H145ZM246 42V43H245ZM6 43V44H5ZM7 43H8V45H7ZM66 43H67V41H66ZM69 43V42H68ZM92 43H94V44H92ZM99 43V44H98ZM127 43V44H126ZM129 43V44H128ZM231 43V44H230ZM2 44H3V46H2ZM71 43H69L68 44V46L67 45H65L64 44V46H61V48H60V50H61V52H60V58L62 57V58H66V59H61V65H62V67L64 66V67H68V62H71L72 63V65H71V63L69 64V67L71 66V68H69L68 70H71L70 71V74H71V76L73 75V78H75L76 77V79H80L79 77H80V75L82 76V74L84 73H82L81 72V70L79 69V67H78V64H79V60H76L77 59V57L70 51V46L72 45H70ZM123 44V43H122ZM123 44V45H124ZM150 44V45H149ZM173 44V43H172ZM242 44H244V46H241L240 47V45H242ZM7 45V47H5V46ZM13 45V46H14ZM130 45L132 46V47H130ZM140 45V46H139ZM238 47H237V46ZM2 46V47H1ZM151 46H152V48H151ZM231 46V47H232ZM3 47H5V48H3ZM65 47V48H64ZM244 47V48H243ZM8 50H7V49ZM67 48V49H66ZM173 48H175V49H173ZM22 49V48H21ZM99 49V50H98ZM178 49H182V48H179L178 47ZM7 50V51H6ZM20 50V51H19ZM65 50V51H64ZM159 50V49H158ZM158 50H156V51H158ZM230 50H231V52H230ZM244 50V51H243ZM22 51V52H21ZM63 51H64V53H63ZM133 51H129L127 48H126V53H127V55L129 56V55H132V53H134ZM176 52V54H177V52H178V54H180L181 53V51L180 50H177L176 49V47H173L172 45H169V46H167V48H166V50H165V53H166V56H165V54H159V52L157 53V59H156V64L154 63L153 65H150V66H154V68L153 69H151V79L153 78V80H154V76L155 75H153V74H156V71L155 70H161V71H163V75H165L164 77H163V80H166V78H168V80H166V82L165 81H163L162 80V87H164V85L166 86V83L168 82H170V81H173V82H171L172 84H168L167 83V87H168V85L170 86V85H174L176 82H178V84H177V86L176 85H174V86H176V87H172V86H170V87H168V88H175V91H176V89H177V91L175 92L174 91V89L172 90V89H170L172 92H174V93H172V95L173 94H175V95H173V99H174V103L176 104V105H178L179 103L181 104V102L180 101H182V104L180 105H178V106H182L184 103H185V101L184 100H181V99H185V85H182L183 83H185L184 82V79H185V73H184V71H185V69H184V66H183V63L184 62H182V60H181V58H179L176 54H175V52ZM179 51H180V53H179ZM7 52V53H8ZM132 52V53H131ZM172 52H174V55L172 54ZM232 52H233V54H232ZM8 53V54H9ZM97 53V54H96ZM131 53V54H130ZM172 55H171V54ZM239 53H242V57L239 55ZM23 54V55H22ZM63 54H64V56H66L67 54H68V58L67 57H64L63 56ZM104 55V58H103V55ZM135 54V53H134ZM159 54V55H158ZM26 55V56H25ZM62 55V56H61ZM100 56V59H99V57L98 56ZM144 56H143V59H144V62H146L147 61V56H145L146 54L144 53L143 54ZM169 55H171L170 57H168ZM231 55H233V57L231 56ZM247 55V54H246ZM25 56V57H24ZM97 56V57H96ZM126 56L127 58H131V56ZM172 56L173 57H175L174 59L177 61V62H174L175 60L174 59H171L172 58ZM229 57L230 59H231V57L235 60H230L229 58H227V57ZM20 57H22V59H19ZM75 57H76V59H75ZM177 57V58H176ZM239 57H241L240 58V60H238V58ZM244 57V58H243ZM23 58H24V60H23ZM133 58V57H132ZM169 58V59H168ZM19 59V60H18ZM27 61H26V60ZM107 59V60H108ZM158 59H160V60H158ZM241 59H243V60H241ZM65 62H64V61ZM115 60V59H114ZM168 60V61H167ZM227 60H228V62H227ZM22 61V62H21ZM24 61V62H23ZM78 61V62H77ZM98 61V62H97ZM100 61V62H101ZM104 62L106 61V59H104L103 60ZM122 62H125V60H121ZM28 62V63H27ZM104 62H102V63H104ZM111 62V61H110ZM167 62V63H166ZM168 62L170 63V62H172L170 65H173L172 67L170 66V68H172V71H171V69L169 68V66H167L168 65ZM181 63V64H179V66H181L178 70H176L177 69V67L175 66V65H177V63ZM227 62V63H226ZM27 63V64H26ZM65 63V64H64ZM106 63H107V61H106ZM109 63V62H108ZM107 63V64H108ZM223 63V64H222ZM247 63V64H246ZM122 64V63H121ZM238 66H237V65ZM246 64V65H245ZM61 65L59 66V67H61ZM76 65V66H75ZM243 65H245L246 67H244ZM24 66V67H25ZM28 66V67H27ZM183 66V67H182ZM239 66L240 67H244V68H246V69H242L243 71H241L242 73H243V75L241 76V74H240V69L241 68H239ZM73 67V68H72ZM75 67H76V69H75ZM167 67L170 69H168V73H172L171 75L170 74H168V73H166V69H167ZM224 67H226V66H224ZM236 67H237V69H236ZM248 67V68H247ZM33 68V69H32ZM166 68V69H165ZM173 68H174V70H173ZM176 68V69H175ZM184 69V71L182 70V69ZM249 68H250V70H249ZM252 68V69H251ZM2 69V70H1ZM27 69L29 70V71H27ZM67 69V68H66ZM220 69V70H221ZM257 69V70H256ZM123 70V69H122ZM176 70V71H175ZM245 70V71H244ZM252 70V71H251ZM33 72V74L31 73V72ZM76 71V72H75ZM79 71V72H78ZM120 73H119V72ZM254 71V72H253ZM179 72V73H178ZM180 72H181V74H180ZM183 72V73H182ZM249 72H250V74H249ZM256 72H258V73H256ZM4 73V74H3ZM80 73V74H79ZM237 73V74H236ZM255 73H256V76H255ZM166 74H167V76L168 77H166ZM180 74V75H179ZM184 74V75H183ZM240 74V75H239ZM117 75V78L119 79H121V76H124V74H122V72H121V70H117L116 72H115V76ZM119 75V76H118ZM169 75L171 76V78L169 77ZM172 75L173 76H175V75H177V77H176V79H174V78H172ZM182 75V76H181ZM248 75V76H247ZM75 76V77H74ZM181 76V79H183L182 81H180L181 79L179 78ZM236 76H238L236 79H235V77ZM246 76L248 77V80H247V78H246ZM250 76V77H249ZM253 76H255V77H253ZM166 77V78H165ZM240 77L242 78V79H240ZM257 77V78H256ZM82 78V77H81ZM245 78V79H244ZM252 78H254L253 79V82L251 83L250 82V80ZM33 79V80H32ZM37 80V82H36V84H35V81ZM170 79H174V80H170ZM240 79V80H239ZM255 79H257V82H255L256 80ZM35 80V81H34ZM178 80V81H177ZM233 80H231L232 81V83H234V81ZM244 80V81H243ZM123 81V79H121V82ZM176 81V82H175ZM237 81H239V82H237ZM32 82H34V83H32ZM180 82H182V84L180 83ZM29 83H30V85H29ZM239 83H241V84H238ZM247 83V84H246ZM259 83V84H258ZM181 86H180V85ZM257 84V85H256ZM26 85H24V86H26ZM180 87H179V86ZM241 85V86H240ZM243 85H245L244 87H243ZM252 85H254V86H252ZM259 85V86H258ZM247 86V87H248ZM258 86V87H257ZM154 88V87H153ZM254 88H256V89H254ZM184 90V91H182V90ZM110 89H107L106 90V94L104 93V95H105V97H110V92H112V94H113V91L112 90H110ZM155 90V91H154ZM154 90H152V91H154L153 93H152V95H154V96H158L157 95V93H159V90H157V89H155L154 88ZM179 90H181V92L179 91ZM248 90V91H249ZM157 91V92H156ZM180 92L181 94H179V93H177V92ZM252 91V92H253ZM249 92V93H250ZM251 92V93H252ZM108 94V96H106ZM180 96V98L181 99H179V97H178V95ZM253 94V93H252ZM261 94V96L259 97V95ZM183 95H184V97H183ZM108 97V98H109ZM183 97V98H182ZM257 97V98H256ZM262 97V98H261ZM5 98V99H4ZM176 98V99H175ZM258 98H260V100L258 99ZM110 99V98H109ZM177 100V101H176ZM180 100V101H179ZM22 101V103L24 102V103H26V105H24V106H26V107H28V106H31V104L27 101V98H25L24 97V99H22L21 100ZM176 101V102H175ZM179 102V103H178ZM34 104H33V106L32 107H34V105L37 103V102H33ZM260 103V102H259ZM263 104H264V102H262ZM261 103V105H263ZM30 104V105H29ZM256 104V103H255ZM36 105H38V104H36ZM35 105V109H37L39 106H36ZM111 105H113L112 103L110 104V106ZM260 105V104H259ZM257 106H258V104H257ZM186 106L185 105H183V107L182 108H185ZM263 107V109H264V106H262ZM3 110V111H2ZM2 112V113H1ZM203 114V113H202ZM202 114H200V115H202ZM5 115V116H4ZM11 115V116H10ZM199 115V116H200ZM2 116V117H1ZM7 116V117H6ZM5 117V118H4ZM6 118H7V120H6ZM8 118H9V120H8ZM10 118H11V120H10ZM203 118H205L204 116H203ZM5 119V120H4ZM3 120V121H2ZM202 119H200V120H198V121H201ZM262 120V121H261ZM6 121V122H5ZM11 121V122H10ZM253 121H255L254 122V124H252V125H254L255 126V130L253 131L252 130V133H251V137L249 138V140H250V142L251 143H249V141L247 142V144H249V145H247L246 143L241 147V151L242 150H244V147H245V151L242 153V152H240V154H241V161H242V164H243V166L244 167H247V168H250V169H255V167H257L255 170H260V171H262L263 172V174H264V127L263 126H261V123L264 121V118H262V119H259V120H253ZM261 121V122H260ZM3 122H4V124H3ZM95 124H94V123ZM252 122V121H251ZM7 123V124H6ZM91 123H92V125H91ZM200 123V122H199ZM199 123H197L196 125H200ZM205 123H207V122H205ZM204 123V124H205ZM256 123V124H255ZM9 124H11L10 126H9ZM87 124H90L91 126H93V127H96L97 125H98V122L97 121H94V119L91 121H88L87 123H86V125ZM97 124V125H96ZM202 125L201 127H200V129L199 130H201L202 128V130H205L206 131V129L208 130V126H207V128L205 127L206 125ZM8 125V126H7ZM96 125V126H95ZM99 126V125H98ZM204 126V127H203ZM253 126V127H254ZM259 128H258V127ZM9 127H11V128H9ZM196 127L198 128V126H195V129H194V131H196ZM79 128H81V126H79ZM205 128V129H204ZM257 128V129H256ZM11 129V130H10ZM261 132H260V131ZM20 131V130H19ZM257 132V133H256ZM263 132V133H262ZM8 133V135L6 134L4 137H3V139H4V142L2 143L4 146L2 147V145L0 146V149L3 151V153H2V151H1V155L0 156H2V157H0V159L1 158H3V161H4V157L3 156H5V157H7V158H5L6 160V162H4L3 163V161L1 160L0 161V165L1 166H3L4 164V167L5 168H8L9 166H10V162H12L13 161V157H11V156H13V154H14V149H15V147H17V149L19 148V146H16V145H21L20 146V150L19 151H17V152H20L19 154L21 155V157H22V159H26V160H28V158H29V153L30 152H32L36 147L38 148V146H39V144H38V142H40V145L41 144H43L42 146H40V147H42V152H45V153H42L41 154V150L40 149H38L39 151H40V154H41V158H43L44 159V161L46 162V156L44 155V154H46V150L47 151H49V148H48V145L47 144H44V140H42L41 139V137H34V136H31V141L33 142V143H31V146L28 148V150H30V148H31V151H27V148L26 147H24L23 146V144H21V143H19V144H15L14 143V139L12 138V136H10V134ZM215 132L213 131L212 132V136H211V140H213V137H216V136H219L218 135V133L216 132L215 134H214ZM208 134V133H207ZM213 134H214V136H213ZM217 134V135H216ZM260 134V135H259ZM209 135V134H208ZM216 135V136H215ZM210 136H208V137H206L207 139L210 137ZM5 137H6V139H5ZM89 137V136H88ZM88 137H87V139H88ZM220 137H221V135H220ZM263 137V138H262ZM11 138V139H10ZM36 138V139H35ZM221 138H223V137H221ZM260 138V139H259ZM39 139L41 140V141H39ZM87 139H85V140H87ZM90 139H92L91 137H89V139L88 140H90ZM216 139H218V141H219V137H217ZM216 139H214V143L213 144H215L216 142H217V140ZM256 139V143H258L257 145H256V143L253 141V140H255ZM37 140V141H36ZM210 138H209V143H211L210 141ZM259 140V141H258ZM262 140H263V142H262ZM36 141V142H35ZM5 143H8V144H10V145H8V147L6 146L5 147ZM14 143V144H13ZM34 144V145H33ZM35 144H36V146H35ZM212 144V145H213ZM38 145V146H37ZM212 145H206L207 146V148H206V146H202V148L200 149V147H199V149L200 150H204V152L205 153H203L202 151V153L203 154H205L204 156H206L207 157V162H209V163H207V162H205L206 164H211V162H214V163H217L218 165H216V164H211V168L209 169V167H210V165H207V168H208V171L209 170H211L212 168H213V166H220V165H222L223 167L224 166H226L227 165V167L228 168H230L232 165H230V167H229V162L227 163V162H225V164H224V162H223V160H221L220 158H222V155H220V154H218V150L215 148V147H213ZM250 145H255L254 147L253 146H250ZM15 146V147H14ZM210 146V147H209ZM14 147V148H13ZM39 147V148H40ZM191 147V148H190ZM197 147V146H196ZM195 146H194V149H193V146L192 145H190L189 147H188V149L187 150H189L190 149V151H193V153H194V151H195V148H196ZM247 147V148H246ZM4 150H3V149ZM6 148V149H5ZM23 148V149H22ZM37 148H36V150H37ZM44 148V149H43ZM80 148V149H79ZM205 148H206V150H205ZM210 148V149H209ZM213 148V149H212ZM256 148V149H255ZM8 149H10V150H8ZM16 149V150H17ZM46 149V150H45ZM51 149V148H50ZM64 149V148H63ZM197 149V148H196ZM198 149V150H199ZM211 149L214 151V152H211L210 153V151H211ZM22 150H24V151H26V152H24V151H22ZM36 150H34L35 152H36ZM37 150V152H39ZM45 150V151H44ZM60 150V152L62 151V149H59ZM81 150V151H80ZM208 150H210V151H208ZM215 150H217L216 151V153H215ZM7 151H9V154H8V152ZM75 151H77L78 152V154L80 155H78L77 154V152H76V154L74 153V155L72 156V158H71V160H69V164L71 163V162H73V160L75 161H77V159L78 160H80V159H83L86 155L85 154H87V153H89V151L90 150H86V148H83V147H78V149H76ZM87 151V152H86ZM197 151V150H196ZM195 151V152H196ZM11 152V153H10ZM36 152V154L38 155L39 153H37ZM198 152V151H197ZM24 153V154H23ZM62 153V152H61ZM92 153V152H91ZM214 153V154H213ZM12 154V155H11ZM216 154H218V155H216ZM8 155V156H7ZM77 155H78V158H77ZM214 155V156H213ZM215 155H216V157H218V158H214L215 157ZM10 156V157H9ZM25 156H27L28 158H26ZM187 156V154L185 155V157ZM246 156V157H245ZM161 156H159V159L160 160H158L157 162H158V164L160 165L161 164V161H164L165 162V160L164 159H166V164L164 165V163H162L164 166L163 167H166V165H170L169 167H171L172 165H173V167L174 166H176V167H172V169L171 170H169V168H168V166H167V168H164V172H163V169H162V167H158V165H157V168L155 167V166H153V167H155V170L151 167L149 170H148V174H149V176H150V178H149V180L147 181V183H146V185H145V187H144V191L142 192V193H139V192H137V193H131L132 195H133V197H131V196H127V195H125V197H124V194H122L121 192H120V194H119V192L117 193V195H116V192H114V193H110V192H108V190L105 188V187H102V188H99V189H94L93 188V191H92V189H91V192L90 193H86V194H84V196L85 197H83V199H84V201L85 200H87L88 202H89V205L90 206H92V207H90L89 206V210H88V212H87V214H85L84 215V217L86 216V220L88 221V227H89V225H90V227L88 228L87 226H82V228H81V226H80V224H78V226L81 228V232H83L81 235H79V239H76V241L78 242H76V241H74L72 238H70V240L67 242V243H65L66 241H65V239H64V243L65 244H63V245H61L62 243V241H63V239H62V236L61 237H59L60 236V232H56L55 233V231H58L56 228H55V226H54V223H52V220H50L51 218L49 217V216H47V219H44V217H42L43 218V221H45V220H47V222L45 223V225H43L44 223H43V221L41 220L42 218L39 216V217H37L36 215V217L38 218L37 220H39V221H37V220H35V221H37V223L35 222H33V224L35 225V229L34 230H36L37 229V231H39L38 232V234H37V237H39V238H37V239H39V240H43V241H41V242H44L45 244H57V242H58V244L60 243V247L61 248H63V249H61L62 251H64V252H68V255L66 254L65 256H63L61 259H60V261H58V263H56V264H66V263H68L69 264V262H70V264H135V262H136V264H169V262H170V264H192V262H193V259L194 258H196V259H203L202 260V262L201 261H199L201 264H206L207 263V261L206 260H208V259H210L209 257L211 256V258H213V259H211V260H208L209 262L207 263V264H218V262L216 261V260H214V259H217L218 261H219V264H238L239 262H240V260H242L240 263L241 264H254L255 262H252V255H251V251H249L248 249H246V247H242V246H240L241 244H243L242 242H241V238H240V236L238 235L237 236V233L233 230V225H231V222H230V216H231V210L230 209H227V208H229V207H227L228 206V204H227V202H223V200L220 198V197H218L217 198V201H218V203H219V201L221 202V204H218V205H216L215 207H218V208H215V207H213V212H215L216 213V211H222L221 213L219 212V214L218 213H216L217 215H221L222 214V217L221 216H217L216 214H214L213 213V215H214V217H217V218H219V219H217L216 221H213L212 220V222L211 221H209V219H210V217H212L213 215H211V216H209L210 214H212V213H207V212H212L210 209L211 208H207V207H204V208H201L203 211H201V209L200 208H198L197 209V207L195 206V204H197L196 203V200L194 199V198H192V202H190V205H187V203L189 204V202L187 201V203L185 202V208L184 209H187L188 208V206L190 207V209H192L194 206H195V209L193 208V211H191L190 209H187V210H182L183 208L182 207H180V205H181V202L179 203V204H176L175 202V204H172V205H174V206H171V202L172 201H176L177 203H178V201H181V198H182V196H181V191L179 192V187H181V183L184 181H182L181 182V180L182 179H184L185 178V181H186V178H187V175H188V172H189V169L190 168H194V167H196V166H194V162H192V164H191V162H187V164H186V171H184V169L182 168V165L179 163V162H170V164H168L169 163V160H168V158L167 157H164V156H162L161 158H160ZM164 157V158H163ZM213 157V158H212ZM40 158V159H41ZM126 158H128L127 156H126ZM208 158H211L210 160H211V162L209 161V159ZM244 158V159H243ZM21 159V158H20ZM42 159V160H43ZM129 159V158H128ZM143 159V160H142ZM142 161L144 162H146V159H145V157H142ZM162 159V160H161ZM223 159V158H222ZM41 160V161H42ZM125 160H127V159H125ZM168 160V161H167ZM219 160V161H218ZM23 161V160H22ZM44 161H42V162H44ZM52 161H55V160H52ZM51 161V162H52ZM98 162L96 159L95 160H91V162ZM2 162V163H1ZM48 162V161H47ZM50 162V161H49ZM62 162V161H61ZM67 162H68V159H67ZM112 162V161H111ZM160 162V163H159ZM219 162H222V163H220L219 164ZM244 162H245V164H244ZM247 162V163H246ZM250 162H253V163H250ZM174 163H177L176 165H174ZM161 164V165H162ZM7 165V166H6ZM9 165V166H8ZM178 165V166H177ZM257 165V166H256ZM192 166V167H191ZM194 166V167H193ZM188 167V168H187ZM215 167L213 168V170H211L212 172H214V170H215V172L214 173H211L210 171V174L212 175V176H214V177H216L217 179H218V177L220 178V176H221V178L219 179V180H223L222 179V177L224 178V181H226V180H228V179H231L230 177H232L233 179H235L236 177V174L234 175V173H236V169H235V167L234 166H232V168H230L229 170H228V168L227 167H224L225 169L223 170V168L221 169V167L219 168V169H215ZM216 167V168H217ZM254 167V168H253ZM159 168V169H158ZM175 168H178V169H180V170H182V172L180 171V170H178V169H176L175 170ZM262 168V169H261ZM152 169L154 170V171H152ZM158 171H157V170ZM160 169H162V171H159ZM196 170H197V168H195ZM226 169H227V171H228V173H227V171H226ZM234 170L233 172H232V170ZM152 172H151V171ZM166 170H168L167 172L169 173H167L166 172ZM219 170H222V171H219ZM258 170V171H259ZM169 171H174V173H170ZM218 171V172H217ZM229 171L234 175V177H233V175H231V173H229ZM65 172V174L67 175V172H66V170L64 171ZM155 172H157L155 175H152V174H154ZM162 174H161V173ZM182 174H181V173ZM184 172V173H183ZM161 175H160V174ZM179 173V174H178ZM226 173H227V175H226ZM175 174V175H174ZM182 175V176H178L177 178H179L180 179V177H181V180H180V182L179 181H177L178 179L175 177V176H177V175ZM184 174H185V176H184ZM221 174V175H220ZM159 175H160V177H159ZM174 175V177L175 178H173L172 177V182H170L171 181V178H169V176L171 177V176H173ZM69 175H67V178H69V180H71V182L73 181V178L71 177V176H69ZM155 176H158V177H155ZM227 176V178H225ZM228 176H230V177H228ZM156 178V180H155V178ZM161 177H164V179L163 178H161ZM170 179V181H169V179ZM161 179V183H160V180ZM177 179V180H176ZM232 179V180H233ZM68 180V181H69ZM164 180V181H163ZM168 180V181H167ZM153 181V182H152ZM163 181V182H162ZM166 181V182H165ZM177 181V182H176ZM229 181H231V180H229ZM157 183H160V185L159 184H157ZM165 183H167V184H164ZM177 183H180L179 185L177 184ZM151 184V185H150ZM156 185V187L154 186V185ZM159 185V186H158ZM158 186V187H157ZM163 186H164V189H163ZM169 187L170 188V190H172L173 188H176V187H178V188H176V189H173L174 190V192H170V194H169V189L167 190L166 189V187ZM198 186V185H197ZM197 186H196V188H197ZM199 186H201V184L199 185ZM198 186V189H201L200 187ZM156 189V190H155ZM177 189H179V190H177ZM198 189H197V191H198ZM154 190V191H153ZM163 190V191H162ZM175 190L177 191V192H175ZM90 191V190H89ZM94 191H95V193H94ZM160 191V192H159ZM162 191V192H161ZM165 191H167V192H165ZM196 191V192H197ZM240 193H239V192ZM233 190V192L231 193V194H229V196L230 197H228L229 199H228V203L230 204L231 202L230 201H232V203H233V205H235V202H236V205L235 206H237V208H240V207H242V210H241V212L238 210V212L240 213L239 215L241 216V217H243L244 215V223L247 225V229H248V231L249 232H251V234L252 235H254L255 233V235H256V237H258V238H261V240L264 238L263 236V234H264V232H262L263 230H264V227L262 226V222H263V224H264V203H263V199H261V198H258V197H256L255 195H252V194H250L249 192H247V191H245V190H242V191H244L243 193H242V191H240V190ZM100 192V194H102L103 193V195H100L99 194V197H104L105 198V200H104V198H99L97 195H98V193ZM166 193V195L165 194H163V193ZM179 192V193H178ZM196 192H194V193H196ZM245 192H247L246 194H244ZM91 193H93V194H91ZM107 193V194H106ZM178 193V194H177ZM193 193V194H194ZM198 193V192H197ZM216 193V192H215ZM241 193H242V196H241ZM250 195H249V194ZM89 194V195H88ZM95 194H97V195H95ZM158 194H159V197L161 198H155L154 199V197L155 196H153V195H156L157 197H158ZM168 194V195H167ZM173 194L174 195H179V197L177 198L176 196H174V197H176V198H173L172 196H173ZM87 195V196H86ZM93 195V196H92ZM106 197H105V196ZM111 195V196H110ZM120 195H121V197H123V200H122V198L120 197ZM123 195V196H122ZM147 195H149V198H148V196ZM163 195V196H162ZM186 195V194H185ZM231 195H233V196H231ZM90 196V197H89ZM109 196V197H108ZM145 196H146V198H145ZM243 198H241V197ZM248 200H246L247 201V203L246 202H244L245 201V198ZM112 197V198H111ZM131 197V198H130ZM135 197H137L136 199H138V200H135ZM151 197H153V199H151ZM165 197V199H163ZM186 197H187V195H186ZM232 197V198H231ZM253 197V198H252ZM86 198V199H85ZM107 198V199H106ZM115 198V199H114ZM118 198L121 200V203L123 204H119V200H118ZM133 198H134V200H133ZM146 200H145V199ZM187 198H191V197H187ZM256 200H255V199ZM89 199V200H88ZM91 199V200H90ZM99 199H102V200H99ZM113 201V202H111V200ZM126 199V200H125ZM162 199H163V202H161L162 201ZM173 199V200H172ZM175 199V200H174ZM177 199H178V201H177ZM221 199V200H220ZM254 199V200H253ZM261 200V203L263 204H261L260 203V201L259 200ZM95 200V201H94ZM99 200V201H98ZM107 200H109V201H107ZM128 200H130V201H128ZM160 200V201H159ZM167 200V201H166ZM187 200H189V199H187ZM195 200V201H194ZM234 200H236V201H234ZM243 200V201H242ZM87 201H85V204H86V206L88 207V205H87ZM94 201V202H93ZM99 203H98V202ZM115 201H116V203H115ZM119 201V202H118ZM126 201H127V203H126ZM168 201H170L169 203H170V205H167L166 206V204H169L168 203ZM186 201V200H185ZM190 201V200H189ZM195 203H194V202ZM199 200H197V202H198ZM240 201H242L241 203L242 204H239V206H238V202L240 203ZM252 201H254V204H252ZM256 201V202H255ZM106 202V203H105ZM158 203V204H156V203ZM248 202H250V203H248ZM110 203H111V206H112V204L114 205V206H116L115 207V209L113 208L114 206H110ZM130 203V204H129ZM150 203V204H149ZM161 203V204H160ZM173 203V202H172ZM191 203H194V205L193 206H191ZM225 203V204H224ZM231 203V204H232ZM257 205H256V204ZM63 204H64V202H63ZM65 204H67L66 202H65ZM64 204V206L66 207V205ZM98 204V205H97ZM101 204V205H100ZM107 204H109V206L107 205ZM129 204V206H127ZM160 204V205H159ZM164 204V205H163ZM199 204V203H198ZM201 204V203H200ZM243 204H247L246 205V207L243 205ZM248 204H250V207H251V209L249 208V206H248ZM106 208V209H108V210H102V208H103V206ZM107 207H109V208H107ZM120 205H121V207L122 208H120ZM126 205V206H125ZM158 205V206H157ZM177 205H179V207H178V210L176 209L177 207L176 206ZM220 205L223 207V209H222V207H220ZM241 205V206H240ZM255 205V206H254ZM83 206V205H82ZM101 206H102V208H101ZM151 207V209L149 208V207ZM160 206V207H159ZM169 207L170 206V209L172 210L173 209V211H172V213L175 215H173L174 217H173V219L171 220L170 218H172V214L171 213H169V211L171 212V210H169V208H167L166 210H165V208L166 207ZM248 206V207H247ZM256 206H257V208H259L260 207V209H259V212H258V210H257V208H256ZM148 207V208H147ZM176 207V208H175ZM192 207V208H191ZM226 207V208H225ZM253 207H254V209H253ZM90 208H92V209H90ZM93 208H94V211H93ZM96 208V209H95ZM98 208V209H97ZM101 208V209H100ZM113 208V209H112ZM152 208H160V209H156L157 211L155 212V210L154 209H152ZM182 208V209H181ZM220 208H221V210H220ZM256 208V209H255ZM4 209H5V207H4ZM109 209H111V210H109ZM204 209H205V215H207V216H209V217H207L208 219H203V218H205L204 217V215H201V213L203 214V212H204ZM207 209L208 210H210V211H207ZM217 209H219V210H217ZM245 209H246V211H248L247 213L250 215H248L246 212H245ZM250 209V210H249ZM3 209H0V211H2ZM6 210H7V208H6ZM6 210H4V211H2L1 213H0V217L2 216V217H6L7 216V212H5ZM51 210V209H50ZM91 210V211H90ZM100 210H102V211H100ZM142 210V211H141ZM147 210V211H146ZM151 210V211H150ZM152 210H154V211H152ZM164 210V211H163ZM188 210H190V211H188ZM227 210V211H226ZM254 210V211H253ZM261 210V211H260ZM263 210V211H262ZM8 211V210H7ZM96 211V212H95ZM140 211V212H139ZM144 211V212H143ZM198 211V212H197ZM228 211H230V214H228ZM3 212H5V214H3ZM92 212H95V213H92ZM100 212V214H98V213ZM138 212H139V214H138ZM175 212V213H174ZM185 212V213H184ZM195 212V213H194ZM196 212H197V214H196ZM199 212H200V219L198 218V215H199ZM250 212V213H249ZM252 212V213H251ZM166 213H167V215H166ZM169 213V214H168ZM181 213H184V215L183 214H181ZM257 213H259V214H257ZM262 213V214H261ZM96 214H98V215H96ZM137 214L138 215H141V214H143V215H141V216H143V217H141V216H137ZM166 215L169 219H168V222H167V220H166V218L164 219L163 218V216L164 215ZM171 214V215H170ZM194 214V215H193ZM6 215V216H5ZM55 215V214H54ZM90 215H95L94 217L93 216H91V217H93V219H92V221H91V217H90ZM148 215L150 216V218L148 217ZM159 215H161L160 217H162L161 219L162 220H159V219H156V218H158L159 217ZM163 215V216H162ZM168 215H170V216H168ZM180 215L182 216L181 218H180ZM192 215V216H191ZM216 215V216H215ZM224 215V216H223ZM243 215V216H242ZM246 215H248V217L246 216ZM258 215V216H257ZM35 216H32L31 217V220H32V218L33 219H35L34 217ZM56 216V215H55ZM128 216V218H126ZM134 216V217H133ZM193 216H194V220H192V218H193ZM197 216V217H196ZM229 216V217H228ZM102 217V218H101ZM107 217H108V219H107ZM136 217V219H137V222H136V220L135 219H132V218H135ZM138 217H140V218H138ZM144 217L146 218L145 220H142V219H144ZM191 217V218H190ZM196 217V218H195ZM257 217V218H256ZM260 217V218H259ZM46 218V217H45ZM123 218V219H122ZM126 220H125V219ZM147 218H148V220H147ZM180 218V219H179ZM223 218V219H222ZM228 218V219H227ZM89 219V220H88ZM95 219H97V220H95ZM117 219V220H116ZM133 220V223L131 222L132 220ZM155 219H156V221H155ZM163 219L165 220V223H164V221H163ZM176 219H178L177 221H176ZM198 219V220H197ZM212 219H213V217H212ZM216 218H214V220H215ZM243 219V218H242ZM246 219H249V220H246ZM49 220L51 221V223H52V225H51V223L49 222ZM98 220H99V222H101V226H100V223H98ZM102 220V221H101ZM105 221V224L106 223H108L106 226H104L103 227V222ZM116 220V221H115ZM125 220L126 221V223L128 224V225H126V223H125V225H124V222L123 221ZM128 220H130L129 222H131V223H129V222H127ZM170 220V221H169ZM180 220V223L179 224H177L178 223V221ZM191 220V221H190ZM211 220V219H210ZM97 222L96 224L95 223H93L92 224V222ZM144 221V222H143ZM146 221V222H145ZM149 221V222H148ZM160 221H162V222H160ZM186 221V222H185ZM192 221H194V222H192ZM220 221H222L223 223H222V225L224 224V222H226L225 223V225L227 224V223H229V227H228V225H227V227L225 226V228L227 229V231H230V233L229 234H225L227 237H228V235L230 236V234H232V233H235L236 234V237L234 236L235 234H232L231 236H233L232 238H231V236L229 237V238H227L226 236H224L223 235V233H226V231L224 232V230H226L225 228H224V225L222 226L221 224V226H222V230L219 228V226L217 227L218 229L216 230V227L215 226H217V223H219ZM228 221V222H227ZM251 221H253V222H250ZM109 222H111V223H109ZM120 222V223H119ZM136 222V223H135ZM168 223V225H166L165 227H163L162 225H165V224H167ZM172 222H174V223H172ZM40 223L42 224V225H40ZM50 224V226L49 225H47V224ZM113 223V224H112ZM119 223V227H118V225H116V224H118ZM142 223V224H141ZM161 223H163V224H161ZM181 223H183V224H181ZM193 223H195L194 225H192ZM211 223V224H210ZM221 223V222H220ZM249 223H250V225H249ZM253 223V224H252ZM98 224V225H97ZM104 224V225H105ZM111 224V225H110ZM155 224V225H154ZM188 224V225H187ZM192 225V227H194V226H197V228L196 227H194L195 229L193 230V232H189L188 230L190 229V231H192L191 229H192V227H190L189 225ZM252 224V225H251ZM260 224H261V226H260ZM33 225V226H34ZM96 225L97 226H100V227H102V229L101 228H98L97 229V227H96ZM108 225H110V226H108ZM114 225H115V227H114ZM122 225H124V226H122V228H121V226ZM133 225V229L131 228V226ZM137 225V226H136ZM144 225V226H143ZM176 225H178V227H175ZM183 225H184V227H183ZM210 225V226H209ZM219 225V224H218ZM256 225L257 226V229L254 227V226ZM53 226V227H52ZM92 226V227H91ZM117 226V227H116ZM143 226V227H142ZM151 226H152V229H150L151 228ZM187 226H189L190 228L189 229H187L188 227ZM200 228H199V227ZM248 226H249V228H248ZM253 228H251V227ZM39 227H40V229H39ZM84 227V228H83ZM87 227V228H86ZM128 227H130L129 229H128ZM135 227L137 228V230L135 229ZM138 227H139V229L141 230L142 228H143V231H141V233L144 235H141V234H139V232H140V230L138 229ZM141 227V228H140ZM154 227V228H153ZM162 227L164 228L163 229V231L161 230L162 229ZM180 227H182V228H180ZM262 227V228H261ZM117 228H118V230L119 229H121V231L119 230H117ZM123 228H125V230L123 229ZM127 228V229H126ZM172 228H175L174 230L172 229ZM178 228V229H177ZM214 228V230H215V232H213V229ZM228 228H231V229H229L228 230ZM51 229H53V230H51ZM92 229V230H91ZM95 229V230H94ZM117 231H116V230ZM136 230V236H134L135 235V232H134V235L131 233L132 232V230ZM168 229V230H167ZM180 229H181V231H182V229H183V234H182V232L181 233H179L180 232ZM185 229V230H184ZM198 229L200 230L199 232H201V229H203L204 230V234L203 233H199L198 232ZM259 229V230H258ZM260 229H263V230H261L260 231ZM112 231L113 233H115V234H117L118 235V232H119V234H121L120 232H125L126 230L129 232V233H126V234H128V235H132L133 237L132 238H134L132 241H133V243H131V245L130 244H128V243H122V242H120V241H116V240H112V239H106L105 238V235L104 234H106L105 233V231L107 232V231ZM131 230V231H130ZM139 230V231H138ZM148 230V231H147ZM210 230V231H209ZM211 230H212V233L213 234H209V233H211ZM231 230H233L234 232H232L231 233ZM258 230V231H257ZM52 231H53V234H54V237L52 236L53 234H52ZM87 231V232H86ZM92 231H94V232H92ZM100 231H102V232H100ZM117 233H116V232ZM148 232V233H146V232ZM152 231H156V232H152ZM157 231H159L161 234H162V236H160L159 234V232L157 233ZM172 233H174V234H176V235H172L171 234V232ZM176 233H175V232ZM96 232V233H95ZM190 234H189V233ZM41 233H42V235H41ZM137 233H138V235H137ZM152 233H153V235H152ZM179 233V234H178ZM188 235H187V234ZM207 233L209 234V236H206L207 235ZM257 233H259V234H257ZM44 234V235H43ZM58 236H57V235ZM83 234H85V237H89V240L88 239H86L85 237H82V236H84ZM87 234V235H86ZM154 234H158L159 235V238H158V240L159 241H155L154 240V238L156 237ZM180 234H182V236L184 237L185 236V240H184V238L180 235ZM195 235V236H192V235ZM201 234V235H200ZM203 234V235H202ZM102 235V236H101ZM127 235V236H128ZM172 235V236H171ZM177 235H180V237L177 239ZM190 235H191V237H190ZM240 235H241V233H240ZM254 235V236H255ZM259 235H262L261 237H259ZM80 236H81V238L83 239V240H81V238H80ZM92 236V239L90 238ZM151 238H150V237ZM152 236H153V238H152ZM155 236V237H154ZM173 236H177V237H175L177 240V242L174 240L175 238L173 237ZM242 236V235H241ZM44 237V238H43ZM58 239H57V238ZM118 237V236H117ZM138 237V238H137ZM147 237H149V238H147ZM158 237V236H157ZM160 237H162V241H165L166 239V241L165 242H167V246H168V249L166 248V250H163L162 249V247H160V246H162L161 244H159V242L161 241V238ZM168 237V238H167ZM169 237H173L174 239H170ZM192 237H195V238H192ZM200 237V238H199ZM202 237V238H201ZM238 237V238H237ZM136 238V239H135ZM147 238V239H146ZM181 238H182V240H181ZM188 238H189V240H188ZM193 240H192V239ZM235 238H237V239H235ZM56 239H57V241H56ZM59 239H61V240H59ZM71 239H72V241H73V243L72 244H70L71 245V247H70V245H69V243H70V241H71ZM84 239H86V240H84ZM90 239H91V241H90ZM103 239V240H102ZM141 239V240H140ZM151 239V240H150ZM156 240H157V238H155ZM169 239V240H168ZM190 239H191V241H190ZM204 239V240H203ZM228 239V240H227ZM231 239V241L233 240L234 242L233 243H231V242H229V240ZM142 240H143V242H142ZM145 240H147V242L145 241ZM154 240V241H153ZM172 242H171V241ZM184 240V241H183ZM225 240V241H224ZM236 240V241H235ZM239 240V241H238ZM264 240V239H263ZM262 240V241H263ZM61 241V242H60ZM71 241V242H72ZM80 241H81V243L83 244V246L85 247V248H83V246L82 247H80ZM93 241H94V243H96V244H94L93 243ZM99 241V242H98ZM140 241V242H139ZM144 241L146 242V243H144ZM170 241V242H169ZM181 241V242H180ZM206 241V242H205ZM223 241H224V244H225V242H226V246L223 244ZM237 241H238V243H237ZM76 242V243H75ZM150 242V243H149ZM173 242H176L175 244L173 243ZM180 243V245L178 244L177 246H176V244L177 243ZM189 244H187V243ZM215 242V243H214ZM231 243L230 245H233V246H231V247H229V249H230V251L231 250H233V247H234V245H238V246H235L236 248H238L237 250H235L236 252H234V250H233V252H230L229 251V249L228 250H226L227 249V245H228V243ZM75 243V244H74ZM90 243V244H89ZM121 243V244H120ZM143 245H142V244ZM155 244V246H153L154 244ZM159 245H158V244ZM170 243H172V244H170ZM182 243H184V244H182ZM235 243H237V244H235ZM240 243V244H239ZM57 244V245H58ZM68 244V245H67ZM79 244V245H78ZM81 244V245H82ZM138 244V245H137ZM149 244V245H148ZM151 244H153L152 246H151ZM222 245V248H221V246L220 245ZM107 245H108V247H107ZM120 245V246H119ZM124 245V246H123ZM136 247H135V246ZM145 245V246H144ZM147 245V246H146ZM186 245H188V246H186ZM229 245V246H230ZM70 248H69V247ZM78 248H77V247ZM142 246V247H141ZM152 247V249L153 248H158L157 249V253L159 252V248L160 249H162V251H160V253H158V254H160V258H159V256H158V254L154 251L153 252V250H151V247ZM239 246L241 247V248H239ZM131 247V249L130 250H128L129 248ZM175 247V248H174ZM220 247V248H219ZM226 249H225V248ZM75 248H77V249H75ZM121 248V249H120ZM124 248H126V249H124ZM128 248V249H127ZM136 248V249H135ZM140 248V250H138V249ZM68 249H70V250H68ZM105 249H106V251L107 252H105ZM109 249V250H108ZM115 249V250H114ZM117 249V250H116ZM144 249H146L145 251L146 252H148L147 254H148V257H145L147 254H146V252H144L143 250ZM150 249V250H149ZM155 249V250H156ZM171 249V251H169ZM226 251H225V250ZM240 249H241V252H240ZM78 250V251H77ZM114 250V251H113ZM135 250H137L138 252H136ZM74 251H75V254H74ZM141 251H143V252H141ZM176 251V252H175ZM216 251V252H215ZM227 251H229L230 253H226ZM80 252V253H79ZM82 252V253H81ZM110 252V253H109ZM139 252H141V256H140V254H139ZM151 252V253H150ZM156 253V254H153V253ZM167 252H169V253H167ZM171 252H172V254H174V255H172L171 254ZM175 252V253H174ZM262 252H264V241L262 242ZM71 253H72V255H71ZM77 253H79V254H77ZM109 253V254H108ZM143 253V254H142ZM164 253V254H163ZM165 253L166 254H168L167 255V258L165 257L166 255H165ZM220 255H219V254ZM225 253H226V255L227 256H224L225 255ZM241 253V254H240ZM77 254V255H76ZM152 254V255H151ZM163 254V255H162ZM170 254V255H169ZM191 254V255H190ZM209 254V255H208ZM223 254V255H222ZM84 255V256H83ZM165 255V256H164ZM190 255V256H189ZM194 255H197L196 257L194 256ZM209 257H208V256ZM217 255V256H216ZM236 255H237V257H236ZM24 256V257H23ZM23 256H21V257H18L17 259H13V260H8L7 261V263L8 264H19V261H21L23 264H29L30 263V261L28 260V258H27V255H23ZM66 256H71V259H73V261H71V259L69 260ZM77 256V257H76ZM79 256V257H78ZM144 256V257H143ZM151 256V257H150ZM156 257V256H158V259H157V257H156V259L157 260H155V258H153V257ZM168 256H170L169 257V259H168ZM174 256V257H173ZM181 256V257H180ZM198 256H200L199 258H198ZM204 256H205V259H204ZM235 258V259H232L233 257ZM172 257V258H171ZM208 257V258H207ZM216 257V258H215ZM25 258V259H24ZM63 258H65V259H63ZM140 258V259H139ZM166 259V260H164V259ZM171 258V259H170ZM176 258V259H175ZM207 258V259H206ZM219 258V259H218ZM24 260V261H22V260ZM76 259H79L78 261L79 262H77L76 261ZM144 259H146L145 261H144ZM149 259V260H148ZM178 259V260H177ZM187 259V260H186ZM196 259H194V263L193 264H199V262L196 260ZM245 259V260H244ZM64 260H65V262H64ZM67 260V261H66ZM137 260H138V262H137ZM152 260V261H151ZM153 260H154V262H153ZM168 260V261H167ZM190 260V261H189ZM232 260V261H231ZM244 260V261H243ZM13 261H14V263H13ZM28 261V262H27ZM63 261V262H62ZM146 261H148V262H146ZM156 261V262H155ZM196 261V262H195ZM205 261V262H204ZM26 262V263H25ZM60 262V263H59ZM168 262V263H167ZM211 262V263H210ZM214 262V263H213ZM216 262V263H215ZM21 263V264H22ZM239 263V264H240Z\"/></svg>", "mask_w": 264, "mask_h": 264}]
</instances>
